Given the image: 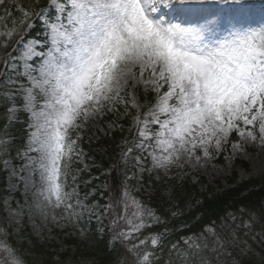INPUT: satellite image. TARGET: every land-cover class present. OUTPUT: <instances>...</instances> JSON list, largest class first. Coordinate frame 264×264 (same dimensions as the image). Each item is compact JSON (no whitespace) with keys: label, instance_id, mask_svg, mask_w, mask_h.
I'll return each instance as SVG.
<instances>
[{"label":"snow or ice","instance_id":"obj_1","mask_svg":"<svg viewBox=\"0 0 264 264\" xmlns=\"http://www.w3.org/2000/svg\"><path fill=\"white\" fill-rule=\"evenodd\" d=\"M0 6V174L10 189L35 188L30 209L45 220L49 209L53 221L60 208L78 221L98 207L82 204L74 186L82 171L74 165L83 162L77 133L91 118L120 114L122 104L125 117L135 109V147L148 156L133 159L150 157L139 172L153 184L233 132L264 145V0H14V13L6 0ZM141 87L154 101L147 112L136 97ZM132 152L124 151L125 163ZM133 179L143 176L125 174L112 198L114 238L131 246L113 249L105 264H264V207L239 224L231 213L213 219L173 242L177 229L164 214L130 196ZM24 214L0 197V264H29L18 227ZM153 224L164 228L141 238Z\"/></svg>","mask_w":264,"mask_h":264},{"label":"rangeland","instance_id":"obj_2","mask_svg":"<svg viewBox=\"0 0 264 264\" xmlns=\"http://www.w3.org/2000/svg\"><path fill=\"white\" fill-rule=\"evenodd\" d=\"M14 0H6V5L8 8V12L15 11L11 5L13 4ZM16 3H20L21 0H15ZM23 2V0H22ZM5 13L4 6H0V14ZM129 93H132L133 90L129 88ZM141 94H149L145 93L143 87H141L138 92H136V97L138 102L142 105L141 112H147L148 107L151 106L153 102L150 101H141L140 95ZM121 113L120 114H113V113H106L103 115L96 116L94 118H91L88 120L86 125L82 126V129L77 133L80 137V148L81 147V141L85 138L88 139H99L100 137H105L113 134L114 131L121 129V127L114 126L113 121L116 122V125H122L124 127V123H128L127 125V132L129 129L133 130L134 134H136L135 127L133 125L132 116L135 114V109L131 108V105H129V111L130 115L128 117H125L123 113L124 105L122 104L120 106ZM117 115H119V118L117 119ZM126 126V125H125ZM122 127V128H123ZM235 137V140L232 141V139ZM75 138V135L74 137ZM127 141V143H125ZM232 141V142H231ZM138 143V141L136 142ZM136 143H133L130 139H127V136L121 140L119 143V147L122 149V152L128 148L135 146ZM83 150V149H82ZM121 152V153H122ZM130 154V153H129ZM148 154V153H147ZM223 155V160L220 162L218 158ZM200 159H189L187 157L183 158L179 162V168L180 174H182V177L188 178L192 182L196 183L199 177H203L207 180V182L212 183L216 180H221L224 183V180L228 178L233 170H237L239 173L240 179H245L248 177L253 178H262L264 177V145H261L259 141L252 142V141H245L242 137L239 136L238 133L233 132L228 136L226 140H224L219 148H216L214 145L211 149V154L207 157L203 155L202 152L199 153ZM82 163H77L74 165L77 169H82V171H78L76 173L77 175V181L75 183V187L77 188V191L79 193L78 199L81 201L82 204H87L89 208H92L93 205H98V207L95 209L94 213H90L89 211L85 210L83 211L80 219L78 221L71 220L67 218V213L64 211L63 208L55 209L56 214V221L52 220V209H49V217L47 220L43 218V216L36 210L30 209V206L32 205L35 197L33 193L35 192V188L31 192H29L27 195H25V189H24V182H20L18 189H10L8 187V179H7V186L6 190L8 191L7 198L10 199L13 207H15L17 204L23 205L25 214L23 217L22 222L18 225L20 233L24 237V241L26 240L28 235H32L34 238H36L39 243L45 244L49 246L50 252L55 254L57 251V254H69L66 255L62 259V262L60 264H89L88 259L84 257H80L79 253L75 251L74 249L70 252V244L66 242L67 239L70 238H78V244L80 242H83L84 240V234L82 235V232H87L88 227L86 226L85 220H91V221H97L99 224L102 225V221L105 218V215L107 211H102L103 206H99L98 202L91 198L85 199V195L83 192V188H85L82 183L81 179L84 177V173L88 174L91 172V169L94 167L92 160L87 156V153L83 151L82 156ZM237 160H245L249 165V170L245 171L240 167H235V163ZM136 162V161H135ZM17 166H20V164L23 163V161H13ZM87 165V167H85ZM148 167L149 162L146 160L144 163L141 161L140 164L135 163L133 165L132 169H134V173H136L138 176L142 175L139 172L140 167ZM150 167H151V159H150ZM27 175V173H25ZM133 175V174H132ZM131 175V176H132ZM242 177V178H241ZM90 181L85 182L87 184ZM133 186L131 182L129 183V192L130 196L135 197L136 199L143 202L142 199L137 198L135 195V189H140L143 182L138 179H133ZM15 183V181H13ZM69 184H72L71 178H69ZM82 191V192H81ZM92 196V194H90ZM88 200H90L92 203H89ZM73 203H75V200H73ZM123 206L121 205L120 208V215H123ZM115 210V208H114ZM77 211L79 212L80 209L77 208ZM236 221L235 223L239 224L241 220H247V215H235ZM239 218V219H238ZM244 218V219H243ZM117 219V211L115 210L113 212L112 218L108 217L107 222L112 223V220L115 221ZM151 223V221H148ZM120 227L125 228V224L123 220H120ZM15 227V225H14ZM167 227L170 229V226L167 225ZM164 228V225H163ZM162 229H157V225L153 224L151 228L144 229L143 230V237L149 236L152 233H155L156 231H162ZM98 230H101V227L98 226ZM247 231L246 229H241L240 234L242 239H247L243 235V233ZM175 234H171L169 236V239H173V236ZM120 240V239H119ZM123 244H127L128 247L131 245L128 244L125 241L120 240ZM172 241V240H171ZM133 242H137L133 240ZM250 242V241H249ZM53 246V247H51ZM81 244L78 246V248H81ZM89 245L85 244L84 249L86 251L88 250ZM21 250L24 252L25 256L29 260V264H44L42 260L36 259V257L32 256L27 252V249H24L23 247ZM57 256L53 257L52 260H57ZM77 258H80L78 261H76ZM223 259H230L229 257H222Z\"/></svg>","mask_w":264,"mask_h":264},{"label":"trees","instance_id":"obj_3","mask_svg":"<svg viewBox=\"0 0 264 264\" xmlns=\"http://www.w3.org/2000/svg\"><path fill=\"white\" fill-rule=\"evenodd\" d=\"M122 135L121 132H115L112 137L102 138L97 142L88 140L83 143V147L97 165L102 168L110 167L111 164H116L119 160L117 141ZM128 171L125 173L123 169L122 173L117 174L113 169L111 175L103 177V180L105 179L103 183H106L109 187L118 188L124 180L125 174H129ZM93 172L98 173L97 170H93ZM121 176L123 177L121 178ZM143 179L145 185H149L142 191L145 202L156 210L158 215L163 213V218L168 219L170 228H175L177 231L184 221L189 223V229L185 232H190V229L192 231L198 230L209 221L218 220V218L229 213L247 215L248 217L249 213L259 211L261 207H264L263 180H250L242 184H236L234 176L228 180L229 186L227 189L222 188L221 192L214 193L212 186L205 185V190L200 191L197 185L191 184L188 179L179 180L177 173H168L167 177L156 181L155 184L148 179V173L144 174ZM5 180L6 174H0V197H5L8 194L5 190ZM218 187L220 186L218 185ZM154 190L157 195L149 197L148 192ZM169 192L174 193V196L170 198ZM174 210H182L183 215L173 218L171 212ZM91 241L94 246L88 248L89 264H105L109 258V253L118 247V243L112 240L106 231L102 235L95 234ZM22 247L27 248V252L36 259L40 258L44 264H60L62 262V258L56 261L52 260L54 255L49 253L46 247L40 246L37 240L32 237H29L28 244H23ZM78 260L79 258L76 259V261Z\"/></svg>","mask_w":264,"mask_h":264}]
</instances>
